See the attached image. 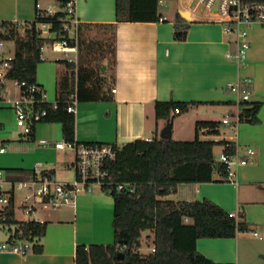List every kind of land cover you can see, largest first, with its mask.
<instances>
[{
  "label": "crops",
  "instance_id": "crops-1",
  "mask_svg": "<svg viewBox=\"0 0 264 264\" xmlns=\"http://www.w3.org/2000/svg\"><path fill=\"white\" fill-rule=\"evenodd\" d=\"M39 1L42 4V0ZM8 2L0 0V22L29 21L31 16L25 13L23 4L11 7L10 4L7 6ZM115 2L75 0L78 26H116L115 63L109 68L108 61L104 60L100 69L101 72L105 71L100 74L107 76L104 85L108 100L78 101L75 140L79 143H105L123 147L140 139H161V132L168 121L157 120L156 102L173 100L195 103L189 112L182 114L195 116V135L198 121L215 119V122L221 123L218 135H210L208 129L200 131L201 140L217 141L215 137L222 135V141L233 143L241 156L245 155L247 148L256 152L250 158L251 163L238 169L236 183L221 181L179 188L178 193L185 195L186 201L208 199L229 213L238 210L249 226V231L239 233L235 238H201L196 248L216 263L264 264V25L255 24L249 29L248 61L245 65H238L226 57L229 51L235 50L234 36L226 35L221 24L202 18L203 14L191 15L193 21L186 38L178 40L175 37L176 19L177 15L182 17L183 7L177 1H174L177 7L171 14L165 13L169 10L168 4L161 9L163 20L123 23L116 22ZM33 3L36 16V1L33 0ZM44 46L43 62L37 66L36 82L46 91L48 100L55 102L59 100L57 91L60 81L72 74L66 61L77 65V52L53 51L66 56L73 54L74 57L65 61L56 58L55 62L50 63L52 69L45 75L43 67L47 63L44 53L49 46ZM72 70L77 83L78 69ZM108 70L112 72L111 76H108ZM243 77H250L254 82L248 104L262 103L259 124L237 121L240 111L251 105L240 104L238 96L229 92L226 85ZM112 89H116V92L113 93ZM226 117L231 119L232 125L223 124ZM175 119L172 121L173 132L181 133V127ZM39 126L45 131H39ZM0 132H6L1 121ZM62 139L60 123L37 125L34 148L37 153L62 151L68 159L63 158L55 164L45 159L35 162L31 168L2 169H21L20 175L27 177L31 176L33 167L40 164L42 168L54 171L57 177L59 169L67 168L73 160L72 153L55 147V143ZM223 149L220 145V154ZM215 179L219 180V176L216 175ZM169 197L163 199L168 200ZM113 219V198L96 188L94 193L79 195L75 206L65 207L49 215L42 253L20 255L0 252V264H75L78 245H110L115 240Z\"/></svg>",
  "mask_w": 264,
  "mask_h": 264
},
{
  "label": "trees",
  "instance_id": "trees-1",
  "mask_svg": "<svg viewBox=\"0 0 264 264\" xmlns=\"http://www.w3.org/2000/svg\"><path fill=\"white\" fill-rule=\"evenodd\" d=\"M36 4L39 0H35ZM69 0H56L57 7L65 8ZM116 22H157L163 18V9L159 0H115ZM246 2L264 0H244ZM37 13V8H36ZM50 24V37H42L34 21L30 28L19 30L10 22H1L5 33L0 36L14 43V58L9 78L36 82L37 66L43 62L41 47L62 38H67L70 47L80 50L85 41L83 29L90 25L77 27V38H70L62 30L66 14L58 11L40 20ZM176 22L184 24V19L177 15ZM109 28L111 34V49L113 63H115V24L96 26ZM176 39L183 40L176 25ZM109 41V39H108ZM67 67L72 71L69 76L63 77L58 85L59 106L55 109L46 105L48 116L42 123H60L63 138L68 141L75 140V115L67 112L64 103L74 92L77 85L79 102H97L108 100L105 90L106 79L98 76L97 69L89 64L76 65L66 61ZM77 68V83L74 80V71ZM195 103L190 102H156L157 120L173 121L178 115L186 114ZM251 105L244 108L238 115L239 122L259 124V112L262 103H241ZM178 108L180 113H175ZM220 122L198 121L196 135L192 141L164 140L158 137L152 142L136 140L123 147H117L114 160L108 161L115 185L132 184L135 193L127 191L118 192L115 186L111 190H102L114 200L113 229L115 241L110 245L91 244L78 245L75 252V264H232L216 263L196 248L201 238L227 239L235 238L239 233L249 231L248 224L243 219L237 220L211 200L186 201L185 195L180 201L165 200L163 198L176 194L181 186H193L203 183L221 182L215 176H225L226 166L220 163L215 155L217 145L224 147L223 153L233 154L236 147L226 141L201 140L200 131L208 129L210 135H218ZM35 129L26 142L35 143ZM22 141V140H21ZM14 173V178L26 179L21 169H6ZM226 182V181H224ZM187 219V221H186ZM47 225H23L20 239L27 241L31 246L28 254L43 252V239L46 235ZM153 233L152 246L154 253L143 254V233ZM125 242L124 244H121ZM121 249H123L121 251ZM119 253L124 258H118Z\"/></svg>",
  "mask_w": 264,
  "mask_h": 264
},
{
  "label": "built area",
  "instance_id": "built-area-1",
  "mask_svg": "<svg viewBox=\"0 0 264 264\" xmlns=\"http://www.w3.org/2000/svg\"><path fill=\"white\" fill-rule=\"evenodd\" d=\"M168 1H177L181 4L182 12H189L192 16L201 13L202 18L204 17L207 21L221 24L226 35L234 36L235 50L229 51L226 57L238 65L246 64L250 50L249 29L255 24L264 25V1L159 0V4L163 8ZM36 8V28L42 37H50L46 35L50 31V24L40 20L56 13L57 8L44 7L40 1L37 2ZM64 13L67 22L62 31L70 38H77L75 29L79 21L76 17L75 0L67 2ZM10 23L24 31L30 28L33 22L15 20ZM1 33H5V30L0 22ZM8 42L0 36V108L6 106L13 110L16 116V128L19 135L23 137L21 140H27L33 133L34 127L48 116L45 106L51 105L56 109L60 102L59 100L50 102L46 91L37 82L29 83L9 78L14 56H6ZM48 46L54 52L67 50L77 52V46L70 47L67 38L51 42ZM44 49L45 46H42L41 52ZM8 83L14 85L17 93L12 94ZM253 87L254 82L250 77H243L226 85L229 92L238 96L240 104L250 103ZM75 89L77 90V85ZM76 90L64 101L67 112L74 115L79 101ZM112 92L115 93L116 89H112ZM175 113H180L178 108L175 109ZM223 124L232 125L231 119L224 118ZM152 140V138L146 139L148 142ZM9 142L10 140L0 139V154L7 152ZM55 147L73 155L72 162L67 166V169L73 172L71 182L58 180L54 171L46 170L40 164L33 167L31 176L26 179L14 178L7 170L0 168V252L28 254L27 249L31 245L18 236L23 233L22 226L45 225L48 223L47 215L68 206H75L76 199L81 194L94 193L96 188L111 190L113 186L118 192L135 193V186L132 184L115 185L112 171L107 163L114 160L117 155L115 145L79 143L76 140L68 141L63 138L55 143ZM255 155L256 152L251 148L245 150L244 156L240 155L238 149L233 154L221 153L218 161L226 166V175L219 176V180L236 183L238 169L251 163L250 158ZM241 215L242 213L238 210L230 213V216L237 220L241 219ZM154 252L155 248L152 246L148 254Z\"/></svg>",
  "mask_w": 264,
  "mask_h": 264
},
{
  "label": "rangeland",
  "instance_id": "rangeland-1",
  "mask_svg": "<svg viewBox=\"0 0 264 264\" xmlns=\"http://www.w3.org/2000/svg\"><path fill=\"white\" fill-rule=\"evenodd\" d=\"M10 2L7 3V6L10 4L11 7H18L19 4H23L22 7H24L25 13H27L31 18L29 21H26L28 23H32L35 21V3H33V0H9ZM42 4L46 7L48 5H52L55 8H57L58 11L64 12L63 8L57 7L56 0H42ZM169 6V10H164L166 14H171L172 10L177 7V3L174 1H168L167 2ZM109 28H103V27H85L83 29V39L85 40L83 44L81 45L80 50L77 51V65H84L89 64L92 65L97 69L98 76L103 79H107V76L101 75L100 73H105V71L101 72V67L104 62V60L108 61L109 68L110 65L113 63V55H112V49H111V34H110ZM51 32L49 31L47 36H50ZM77 37V35H76ZM109 39V41H108ZM6 56L7 57H13L14 56V43L8 42L6 44ZM73 54H70L68 56L63 55L61 53H54L51 48L47 49L44 53V61L46 66L43 67V74L48 75L50 69H52L51 62H55L56 58L60 59L62 61L67 60L68 58H73ZM49 63V64H48ZM108 76L112 75L111 71H107ZM9 88L12 91V94L16 91V88L12 83H8ZM197 118V117H196ZM199 120V119H198ZM215 121V119H213ZM0 121L5 125L6 132L1 133L0 132V138L4 140H10L8 144L7 152L4 154H0V167L1 168H31V166L35 162H43L45 159L52 160L55 164L59 162V160H63V158L68 159V157L64 154V152H55L50 154H43V153H37V150H35V143H28L26 140L21 139V137L18 133L17 128H15L14 125V114L11 108H0ZM175 122L177 125H180L181 127V133L173 132L172 128V140L174 141H192L195 139V116L191 115H181L178 116L175 119ZM42 125L43 123H39L38 125ZM55 128V126H53ZM39 131H45L42 126H39ZM230 134V133H229ZM222 136V135H221ZM215 137L217 141H222L223 137L221 138ZM200 138H202L200 134ZM220 145H217L214 150V155L217 157H220ZM219 155V156H218ZM70 158V156H69ZM60 167L61 165L58 164ZM63 167V166H62ZM57 178L60 181L66 180L70 181L73 179V172L67 168L59 169L57 173ZM21 195V193H19ZM183 198L181 193L171 194L168 200L172 201H178ZM52 214V213H51ZM50 215V214H49ZM47 215V218L49 217ZM22 217V216H21ZM5 237H3L4 239ZM152 239H153V233L151 231H147L143 233L142 237V247L140 252L143 254H148L150 252V248L152 247ZM115 241V240H114ZM112 241L111 244L114 243Z\"/></svg>",
  "mask_w": 264,
  "mask_h": 264
},
{
  "label": "water",
  "instance_id": "water-1",
  "mask_svg": "<svg viewBox=\"0 0 264 264\" xmlns=\"http://www.w3.org/2000/svg\"><path fill=\"white\" fill-rule=\"evenodd\" d=\"M182 18L185 20L184 24H179L176 22L177 27L180 30V33L183 34V38H186V32L190 26V23L193 21V18L191 17L189 12H183L182 14ZM172 128H173V123L172 121H169L167 123V125L164 127V129L161 132V139L164 140H171L172 139ZM125 242H122L121 244H124ZM118 258L120 260H122L124 258V254L123 253H119Z\"/></svg>",
  "mask_w": 264,
  "mask_h": 264
}]
</instances>
